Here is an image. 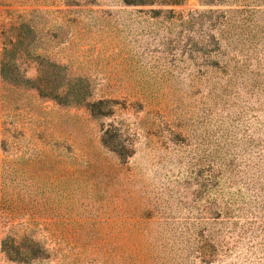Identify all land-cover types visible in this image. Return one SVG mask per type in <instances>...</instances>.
I'll use <instances>...</instances> for the list:
<instances>
[{
  "label": "rangeland",
  "instance_id": "obj_1",
  "mask_svg": "<svg viewBox=\"0 0 264 264\" xmlns=\"http://www.w3.org/2000/svg\"><path fill=\"white\" fill-rule=\"evenodd\" d=\"M210 29L217 56L200 53ZM15 35L26 78L30 51L118 103L93 119L0 79V240L27 236L48 255L24 264H203L197 235L215 232L211 264H264V207L247 184L264 159V0H0V53ZM232 56L246 75L228 81Z\"/></svg>",
  "mask_w": 264,
  "mask_h": 264
},
{
  "label": "trees",
  "instance_id": "obj_2",
  "mask_svg": "<svg viewBox=\"0 0 264 264\" xmlns=\"http://www.w3.org/2000/svg\"><path fill=\"white\" fill-rule=\"evenodd\" d=\"M182 0H122L126 6H178ZM159 15V12H154ZM158 17V16H157ZM167 20H179L181 16L174 15L172 10L167 12ZM19 29H24L23 33H26L30 37V29L26 25H20ZM212 29L206 31L204 34V43L200 53L202 55L215 54L220 55L222 49L221 41L215 36L211 35ZM208 32V34H207ZM19 35L12 37L11 41H8L7 45L3 44V49L0 53V79L6 83L12 85H20L34 89L37 95L41 99L50 100L57 105L75 108H84L93 119L108 118L113 114V107L118 103L114 100H93L92 88L88 83L81 78H72L68 75L64 68L54 62L48 61L37 55H33L30 51H26L25 56L28 60L32 59L37 64L36 74L32 79L26 78L23 72L19 71V64L22 61V55L17 52L18 46L21 42L18 40ZM31 43V40L28 44ZM226 46L223 50H226ZM223 54L221 53V56ZM232 60L236 62V65L230 67L228 61L224 63L221 71L225 74V69L229 68L230 74L227 76L228 81H232V78H237L245 74L242 64L238 67V61L235 56H232ZM246 75V74H245ZM101 143L107 149H117L115 144L116 136L106 129L102 131ZM117 157L127 159L132 153L128 152H116L112 151ZM264 163V159L261 164L250 165V181L247 182L254 198L251 203H257L264 207V178L263 182L259 183L260 179L264 177V170L261 166ZM257 183L259 186H257ZM245 202L241 201V205ZM251 203H249L251 205ZM227 210L223 212V218H227L233 221L231 226L235 228L240 227L239 218L243 217V213H235V210L225 204ZM237 239H241V235L245 231H240ZM223 232H215L207 235H197L198 241L196 243L195 251L196 257L203 264H211L216 258H219V254L222 251V239ZM240 242V240H238ZM236 241V242H238ZM231 251V248H229ZM0 253L5 259L11 263L24 264L37 259H46L48 255L46 250L34 239L27 236H6L0 240ZM260 260V259H259Z\"/></svg>",
  "mask_w": 264,
  "mask_h": 264
}]
</instances>
